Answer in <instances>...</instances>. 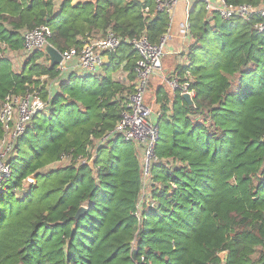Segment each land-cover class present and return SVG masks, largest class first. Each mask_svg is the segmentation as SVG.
<instances>
[{
    "label": "trees",
    "instance_id": "1",
    "mask_svg": "<svg viewBox=\"0 0 264 264\" xmlns=\"http://www.w3.org/2000/svg\"><path fill=\"white\" fill-rule=\"evenodd\" d=\"M56 1L0 0V106L34 91L48 103L0 184V264H264V30L255 29L264 17L225 21L191 4L190 44L163 62L194 97L156 89L159 138L141 200V149L120 137L100 144L133 93L132 47L107 55L99 75L61 73L45 51L25 54L14 72L3 52L24 53L23 33L42 26L60 53L109 32L155 45L168 14L156 0ZM63 157L71 163L53 168Z\"/></svg>",
    "mask_w": 264,
    "mask_h": 264
},
{
    "label": "built area",
    "instance_id": "2",
    "mask_svg": "<svg viewBox=\"0 0 264 264\" xmlns=\"http://www.w3.org/2000/svg\"><path fill=\"white\" fill-rule=\"evenodd\" d=\"M195 0H156L155 11L168 14V25L165 35L158 44L152 45L147 36L143 35L133 40H121L109 32L106 36L94 39L76 51L69 49L61 54L62 62L58 65L61 73H68L72 66L82 74L99 75L106 63L107 55L116 52L123 43L129 44L137 55L134 68L135 80L133 93L128 97L126 110L122 114L116 128L104 137L100 144L109 138L120 137L123 141L136 144L142 153L143 177L148 178L154 161V149L159 138V113L146 104L147 88L150 80L163 72V59L166 56H181L190 44L191 35L187 15L180 17L179 5L186 4V13ZM208 14L216 13L220 19L229 20L235 17L251 20L255 15L264 17V7L253 8L248 5H232L226 0H201ZM144 9L143 12H147ZM259 32L264 30V22L256 24ZM50 36L46 27H39L23 33L24 53L45 51ZM165 84L175 94H188L192 100L194 91L189 89V83H180L177 77L163 78ZM48 103L44 102L36 91L19 96H8L0 109V126L3 135L0 138V184L4 177L10 175L8 153L14 151L18 139L24 134L32 118L38 112L44 111ZM11 154V155H12ZM8 156V157H7ZM65 159L63 157L61 160ZM68 159V158H67ZM91 161V160H90ZM86 161L83 160L82 163ZM1 186V185H0Z\"/></svg>",
    "mask_w": 264,
    "mask_h": 264
},
{
    "label": "rangeland",
    "instance_id": "3",
    "mask_svg": "<svg viewBox=\"0 0 264 264\" xmlns=\"http://www.w3.org/2000/svg\"><path fill=\"white\" fill-rule=\"evenodd\" d=\"M140 1H142V0H140ZM59 2H60V0H57L56 1V4H59ZM183 8L184 9L186 8V4L183 5ZM3 56L10 61L11 66H12V70L14 72H19V71H21V68L25 64L28 55H25V53H15V52H10V51H5V52H3ZM170 64H171L170 61L164 63V72H162V74L156 75L150 81L149 86H148V95L146 96V104L149 105V106H152L153 107V110H155V111L158 110V107H160V103L158 101H157V103L155 102L156 99H157L156 98V95H157L156 94L157 93L156 92V87L162 88V90H163V92L165 94H168V91L171 92L170 88L165 84V82L163 80V78L169 77L170 71L168 69H170L169 68L170 67L169 66ZM102 73H103V71L101 72V74ZM124 76H126L125 73L118 72V73L115 74L114 77L116 79H118V80L119 79L120 80H123L124 79ZM57 88H58V82H52V83L49 84V92L51 94L54 93V91L57 90ZM11 154H12V152L8 153V156L11 157L12 156ZM70 163H71L70 160L67 159V158H65L63 160H60V162H58L56 165H54L53 168H55L57 166L69 165ZM85 163H83V164H85ZM88 164L91 165V161H89ZM31 183H32V180L31 179H28L27 180V184H31ZM143 184H144V187H145V185H146V187L142 189L141 200H144V198H145L144 196L146 194V188H147V186L149 184V179L148 178L144 179V183ZM16 194L17 195L18 194H21V192L20 191H17Z\"/></svg>",
    "mask_w": 264,
    "mask_h": 264
},
{
    "label": "water",
    "instance_id": "4",
    "mask_svg": "<svg viewBox=\"0 0 264 264\" xmlns=\"http://www.w3.org/2000/svg\"><path fill=\"white\" fill-rule=\"evenodd\" d=\"M45 53L49 58L51 66H58L62 62V57H61L60 52H58L50 44H47V46L45 47ZM182 97L188 104H191V98L188 94H184ZM85 212H86V208L80 207L76 213V218L80 217Z\"/></svg>",
    "mask_w": 264,
    "mask_h": 264
},
{
    "label": "crops",
    "instance_id": "5",
    "mask_svg": "<svg viewBox=\"0 0 264 264\" xmlns=\"http://www.w3.org/2000/svg\"><path fill=\"white\" fill-rule=\"evenodd\" d=\"M76 1H79V0H76ZM80 1H88V0H80ZM126 2H129L130 0H125ZM140 1V0H139ZM183 5H185L184 3H181V5H180V17H184V15H186V8L184 9V8H182L183 7ZM96 38H99L98 36L96 37ZM108 62V60H106V63ZM105 63V64H106ZM70 70H73V71H77V69L75 68V66H72L71 68H70ZM77 72H79V71H77ZM163 72H164V65H163ZM122 81H124V79L122 80ZM158 87H156V89H157Z\"/></svg>",
    "mask_w": 264,
    "mask_h": 264
}]
</instances>
